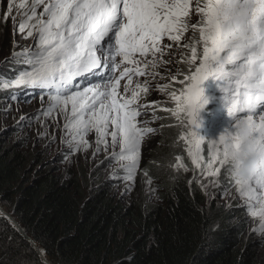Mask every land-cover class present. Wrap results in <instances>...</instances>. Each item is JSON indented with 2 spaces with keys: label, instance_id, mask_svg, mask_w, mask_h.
Instances as JSON below:
<instances>
[{
  "label": "snow or ice",
  "instance_id": "obj_1",
  "mask_svg": "<svg viewBox=\"0 0 264 264\" xmlns=\"http://www.w3.org/2000/svg\"><path fill=\"white\" fill-rule=\"evenodd\" d=\"M13 10L19 15V33L32 44L15 51L19 45L14 43L11 57L5 59L21 68L14 76L0 77V91L39 89L41 103L48 101L40 114L46 120L54 113L64 117L62 142L70 153L87 152V137L94 133L93 157L113 149L108 159L119 164L121 179L130 182L126 193L135 183L142 142L155 134L149 121L141 124L137 119L146 107L138 102L149 93L147 78L157 75L161 58L173 43L181 46L191 29L192 42L182 45L190 50V55H182L190 71L179 81L182 87L169 93L174 107L163 110L181 127L178 139L192 165L213 177L215 187L224 170L245 201L247 214L259 220L253 231L264 236V167L246 180L235 179L230 173V157L239 144L235 125L208 141L194 130L199 127L196 112L208 103L200 85L212 77L222 84L228 116L248 123L264 158V113L252 114L264 100V0H8L3 18L11 17L16 27ZM165 38L173 43H162ZM134 76L146 79L140 83ZM121 81H126L122 91ZM9 110L3 109L5 114ZM70 153H64L66 159ZM174 168L188 171L179 156Z\"/></svg>",
  "mask_w": 264,
  "mask_h": 264
},
{
  "label": "trees",
  "instance_id": "obj_2",
  "mask_svg": "<svg viewBox=\"0 0 264 264\" xmlns=\"http://www.w3.org/2000/svg\"><path fill=\"white\" fill-rule=\"evenodd\" d=\"M7 9L4 0L0 15ZM11 15L17 17V26L9 17L6 27H0V44L5 45L0 47V77L14 76L21 68L3 62L14 51L10 29L19 32V15L16 11ZM191 19L196 23L198 17L193 14ZM195 37L199 38L198 32ZM192 39L190 29L181 46L166 38L162 42L173 47L161 58L157 75L147 78L149 93L139 100L155 134L142 145L135 183L127 193L130 182L121 179L119 164L103 149L95 162L87 152L70 150L65 151L70 153L66 159L61 150L45 147L48 138L34 143L31 123L16 128L21 134L17 138L3 131L1 103L11 97V90L0 91V206L51 264H264V236L253 231L258 218L247 214L245 201L224 170L215 187L213 177H205L192 165L178 139L181 127L163 110L174 107L169 93L182 87L179 81L190 71L182 62L190 50L182 45ZM30 40L21 36L15 51ZM145 79L139 78L140 83ZM208 113L207 107L195 130L205 141L214 135ZM202 147L206 161L207 145ZM177 156L187 172L174 168ZM0 264H43L1 214Z\"/></svg>",
  "mask_w": 264,
  "mask_h": 264
},
{
  "label": "rangeland",
  "instance_id": "obj_3",
  "mask_svg": "<svg viewBox=\"0 0 264 264\" xmlns=\"http://www.w3.org/2000/svg\"><path fill=\"white\" fill-rule=\"evenodd\" d=\"M3 1L4 0H0V6H1V2H3ZM18 2L19 1H17V3ZM7 7H8V0H7ZM13 11H15V10H13ZM39 11H42V8L39 9ZM3 17H4V14L0 15V22L2 24L0 27L3 26L2 29H4V27H6V25H7V24H5L6 21L4 20ZM18 18H19V16H18ZM1 31L2 30H0V32ZM10 32H11V34L10 33L9 34L11 37V41L13 43H16V44H21V43H19V39L21 36L24 38L23 34H21L19 32H15V30H13V29H10ZM1 40L2 39H1V33H0V41ZM31 44H32L31 40L27 43H23L22 46L20 45L21 46L20 50L23 49L25 46H28ZM2 45L5 46L4 44H0V47ZM11 55H12V53L9 52L8 56L11 57ZM148 59H151V57H149ZM0 61H1V59H0ZM3 62H6V60H3ZM7 63L10 65H13L12 63H9V62H7ZM133 79H134V77H133ZM134 81H135V79H134ZM125 82L126 81H121V91H122V86ZM200 87L203 90V97L204 98H208L206 96V94L208 93L209 90L211 92H215V91L219 90V89H214V88H216L215 83L214 82L208 83L207 79L201 83ZM27 93H29L30 95H28V97L25 99L16 100L15 98L12 99L10 97L6 100V102L4 101L3 103H1V105H2V112L1 113H2V118H3L2 122H1V127L3 128V131L8 132V133H12L15 135V138H17V136H20L21 134L16 133V128H22V125L25 126L28 123H31L30 128H32V136L36 137V140H34V143L36 145L42 144L48 138V140L52 141V143L49 144V148H54V149L56 148L57 150H61L62 153H65V151L69 150V149L67 148L66 144H64L62 142V138L65 137V131L63 128L64 123H65L64 117L62 115L57 116L54 113L52 117H50L46 120L45 117L43 115H41L40 113H41L42 108L47 107V104H48L47 99L45 98L43 103H41V95H42L41 92H37L36 90L29 89ZM211 100H212V98L209 101H211ZM218 100H220V102H221L222 101L221 97ZM25 101H27V102H25ZM208 104H210V102H208L207 104L204 105V108L199 112V116L203 113V110L207 108L206 106H208ZM224 104H225V102H224ZM263 105H264V100L258 101V107H256L253 110V112H256V110L258 111L259 109L263 108ZM224 107L225 108L221 109L219 112L216 113V118H215L214 123H213L214 135L213 134L208 135L213 140L216 139L221 133H223V131L226 128L231 130L232 125L234 124V120L231 117H229L227 114L226 106H224ZM5 108L10 109L9 111H7L6 114L3 111V109H5ZM261 113H264V110L262 112H257V113H254V114L252 113V114L254 116H258ZM199 116H198L197 120L199 119ZM137 119L139 122H141V124H143L144 121H147V117L145 116V114L141 115ZM147 126L150 127L149 124H147ZM14 129H15V131L13 132ZM196 129H194V130H196ZM45 133H46V136H43V138H42V134H45ZM211 136H213V137H211ZM53 137H54V139H53ZM87 139L89 140L90 144H93V145H91V147L87 151V154L89 156H91L92 161L95 162L99 159V156L96 155L95 157H93V152L95 151V135H94V133L90 134L87 137ZM145 140L142 142V145L145 142ZM115 150L119 151V148L117 147ZM112 151H113V149L111 147H109L107 149V151H105V154L111 155ZM80 152H85V151H80ZM80 152H78V153H80ZM2 209L5 212H7L4 208H2ZM11 218L14 219L12 216H11ZM6 262L8 263V259L6 260Z\"/></svg>",
  "mask_w": 264,
  "mask_h": 264
},
{
  "label": "clouds",
  "instance_id": "obj_4",
  "mask_svg": "<svg viewBox=\"0 0 264 264\" xmlns=\"http://www.w3.org/2000/svg\"><path fill=\"white\" fill-rule=\"evenodd\" d=\"M11 53H13V51H11ZM139 78L141 77L134 76L135 81L140 82ZM16 90L17 89L14 88V92L11 91L12 99L19 95V93H16ZM36 91L40 92V90ZM139 104L141 105V103ZM201 110L202 109H199L196 112V119L198 118L199 112ZM234 125L235 131L239 136V144L238 147L233 150L230 157V162L233 165V167L230 169V173L235 179L246 180L257 170L258 167H264V158H262L261 154L257 151L253 143L252 130L250 129L248 123L241 120L234 121Z\"/></svg>",
  "mask_w": 264,
  "mask_h": 264
},
{
  "label": "water",
  "instance_id": "obj_5",
  "mask_svg": "<svg viewBox=\"0 0 264 264\" xmlns=\"http://www.w3.org/2000/svg\"><path fill=\"white\" fill-rule=\"evenodd\" d=\"M0 214H2L4 217H6L8 219V221L12 224V226L24 237V239L31 244V246L34 248V250H36L39 259L41 260V262L43 264H51L50 262H48L46 260V258H44L43 254L41 253V251L39 250L38 246L31 240V238H29L21 229V227L18 225V223L11 218V216L5 212L1 207H0Z\"/></svg>",
  "mask_w": 264,
  "mask_h": 264
}]
</instances>
